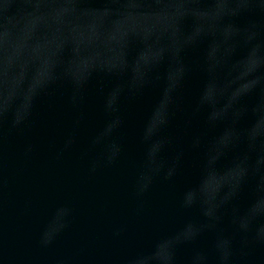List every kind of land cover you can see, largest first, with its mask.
Here are the masks:
<instances>
[{
    "label": "water",
    "instance_id": "water-1",
    "mask_svg": "<svg viewBox=\"0 0 264 264\" xmlns=\"http://www.w3.org/2000/svg\"><path fill=\"white\" fill-rule=\"evenodd\" d=\"M0 264H264V0H0Z\"/></svg>",
    "mask_w": 264,
    "mask_h": 264
}]
</instances>
